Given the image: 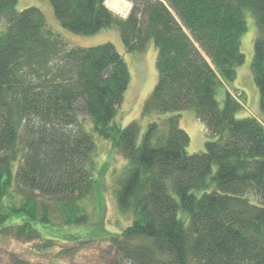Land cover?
Here are the masks:
<instances>
[{
	"label": "trees",
	"instance_id": "1",
	"mask_svg": "<svg viewBox=\"0 0 264 264\" xmlns=\"http://www.w3.org/2000/svg\"><path fill=\"white\" fill-rule=\"evenodd\" d=\"M48 1L74 33L115 26L130 53L153 42L157 81L144 131L138 119L118 127L130 76L114 45L68 48L39 8L0 0V237L45 249L88 223L81 201L96 189L97 161L87 118L126 161L115 198L133 220L108 233L110 264H264V0H126L125 18L105 0ZM246 10L261 120L238 117L226 88L217 99L244 61ZM187 109L204 125L203 151H186ZM0 264L42 263L9 252Z\"/></svg>",
	"mask_w": 264,
	"mask_h": 264
},
{
	"label": "rangeland",
	"instance_id": "2",
	"mask_svg": "<svg viewBox=\"0 0 264 264\" xmlns=\"http://www.w3.org/2000/svg\"><path fill=\"white\" fill-rule=\"evenodd\" d=\"M112 2L105 0L104 4L118 16L120 11H127L130 4L126 0ZM30 6H35L42 11L47 26L65 40L68 48L89 47L105 42L114 45L124 59L130 76L128 87L114 121L118 127H124L131 120L138 119L143 132L148 118H141L142 105L157 81L155 66L157 50L153 42L148 43L142 52L130 53L125 50L119 31L115 26L101 29L91 35H81L61 26L55 18L48 0H16L15 8L18 11ZM245 20L247 29L240 38L244 61L236 68V77L233 82L217 87V99L219 103H222L226 88L243 106L237 114L238 117L255 115L261 120L263 114L259 107V91L251 71L256 28L248 10L245 11ZM4 27L5 23L1 18L0 31ZM84 123L96 144L95 157L97 161L94 173L97 180L96 189L81 201L89 216L88 223L62 228L58 239L53 241V246L45 249H40L38 241L26 242L10 237H0V255L4 260L7 253L14 252L42 264H110L111 246L107 238L108 233H120L133 220L132 213H123L118 209L115 198L116 180L126 161L112 147L110 140L101 137L92 129V124L90 121L88 123L87 118L84 119ZM179 124L190 138L186 151L188 153L203 151L207 137L204 125L196 119L193 109L181 112ZM66 233L72 234L71 237H64Z\"/></svg>",
	"mask_w": 264,
	"mask_h": 264
},
{
	"label": "built area",
	"instance_id": "3",
	"mask_svg": "<svg viewBox=\"0 0 264 264\" xmlns=\"http://www.w3.org/2000/svg\"><path fill=\"white\" fill-rule=\"evenodd\" d=\"M119 15L122 16V17H125L127 15V11H125V12L120 11V14Z\"/></svg>",
	"mask_w": 264,
	"mask_h": 264
},
{
	"label": "bare ground",
	"instance_id": "4",
	"mask_svg": "<svg viewBox=\"0 0 264 264\" xmlns=\"http://www.w3.org/2000/svg\"><path fill=\"white\" fill-rule=\"evenodd\" d=\"M111 1H113V2H114V0H111ZM113 2H112V3H113ZM114 5H116V4H114Z\"/></svg>",
	"mask_w": 264,
	"mask_h": 264
},
{
	"label": "crops",
	"instance_id": "5",
	"mask_svg": "<svg viewBox=\"0 0 264 264\" xmlns=\"http://www.w3.org/2000/svg\"><path fill=\"white\" fill-rule=\"evenodd\" d=\"M252 116L256 117L255 115H252Z\"/></svg>",
	"mask_w": 264,
	"mask_h": 264
}]
</instances>
